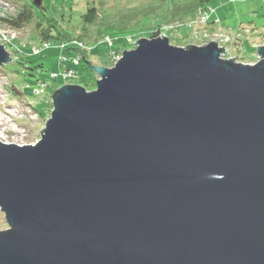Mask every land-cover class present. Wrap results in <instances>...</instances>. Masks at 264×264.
Masks as SVG:
<instances>
[{
  "label": "water",
  "instance_id": "1",
  "mask_svg": "<svg viewBox=\"0 0 264 264\" xmlns=\"http://www.w3.org/2000/svg\"><path fill=\"white\" fill-rule=\"evenodd\" d=\"M226 53L137 38L0 140V264H264V45Z\"/></svg>",
  "mask_w": 264,
  "mask_h": 264
},
{
  "label": "rangeland",
  "instance_id": "2",
  "mask_svg": "<svg viewBox=\"0 0 264 264\" xmlns=\"http://www.w3.org/2000/svg\"><path fill=\"white\" fill-rule=\"evenodd\" d=\"M8 1L15 6L14 0ZM186 2L188 0H43V4L61 20L66 30L85 41L90 51V63L105 67L112 66L109 53L111 47L97 44L102 37L100 23L107 18L115 19L120 12L131 14L134 21L138 20L135 24H132L134 21L129 22L132 32L126 35L131 37L127 40L129 43L140 37L148 38L158 29L159 35L171 38L169 42L174 45H202L199 33L207 26L197 21L198 11L189 12V9H185ZM207 3L212 15L209 21L217 18L219 22L215 25L219 30L232 35L238 32L241 35L235 44H226L230 55L225 54L223 57L237 56L236 60L244 63L258 60L256 48L264 45L260 44L264 42L261 1L209 0ZM92 4L98 8L99 17L96 23L90 24L81 19V15L87 5ZM132 9L136 11L132 12ZM21 28L22 34L14 42L18 52L10 62L0 66V140L18 145L33 144L40 138V129L45 126L53 109L50 93H47L46 87L41 90V82L56 89L60 87L57 84L63 80L61 77H52L51 73H58L65 65L74 70L78 77L64 83L77 84L80 76L83 81H87L93 75L88 63H71L69 54L63 53L66 58L61 60V49L56 43H51L50 47L42 49L39 54H31L32 46L39 47L42 43L36 36L33 23ZM40 63L42 66L37 67ZM96 77L99 78L98 73ZM7 227L4 213L0 210V230Z\"/></svg>",
  "mask_w": 264,
  "mask_h": 264
},
{
  "label": "trees",
  "instance_id": "3",
  "mask_svg": "<svg viewBox=\"0 0 264 264\" xmlns=\"http://www.w3.org/2000/svg\"><path fill=\"white\" fill-rule=\"evenodd\" d=\"M209 0H188L184 6L186 7L185 9H189L190 11L196 10L198 11L201 8H207L208 7V2ZM15 4V14L11 19L8 20L11 25L14 27H23L28 25L29 23L34 24V29L36 32V36L38 40L43 42H51V43H61V41H69L73 37L78 38V36H74L73 33L70 31L66 30L64 26L61 23V20H59L55 15L51 12V10L48 9L46 5H44V9H39L34 6L32 0H14ZM87 9L82 13L81 19H83L85 22L93 24L98 21L99 17V12L98 8H96L93 4L92 5H87ZM136 11V9H132ZM118 16H116L115 19H109L107 18L104 22L100 23V27L102 30V37L104 35H110L113 37L114 40V46H113V51L115 53L121 54L124 50H126L129 47H134V42L129 43L126 39V35L131 34L130 32V23L134 21V17L131 14H121L117 13ZM154 19V17H148V19ZM138 20H135L132 24H135ZM210 29L212 25V21H209L207 24ZM160 34V31L158 29L153 32L150 37H155ZM131 38V37H130ZM169 38V37H168ZM79 39V38H78ZM171 39V38H169ZM81 41H84L81 39ZM85 42V41H84ZM97 44H102L106 45L104 43H101L98 41ZM235 44V42H233ZM264 44V42L260 43ZM190 45V43L188 44ZM62 53L69 54L70 56L78 54L79 55V62L78 64H83L84 62H90L88 60L89 57V49L87 47H78L77 45L74 44H68L65 46L62 50ZM110 65H113L114 62L110 58ZM42 66L41 63L37 66L40 67ZM32 68L31 66H29ZM36 67V68H37ZM91 70V69H90ZM93 75L92 77H89L87 81H83L82 77L80 76V79L77 81V84L82 85L86 87L88 90H93L96 88V73L91 70ZM64 83V81H60L57 86H61ZM56 88L53 86L46 85L45 90H47V93H50L49 97H51L52 93L54 92ZM51 110V109H50ZM39 114L42 115V112L39 111Z\"/></svg>",
  "mask_w": 264,
  "mask_h": 264
},
{
  "label": "built area",
  "instance_id": "4",
  "mask_svg": "<svg viewBox=\"0 0 264 264\" xmlns=\"http://www.w3.org/2000/svg\"><path fill=\"white\" fill-rule=\"evenodd\" d=\"M234 1V0H232ZM261 4H262V10L264 12V0H260ZM15 7L14 5L8 1V0H0V44L3 45L6 49V51L9 52V54L12 56V58H14L15 54L18 52V48L16 47V45L14 44L15 40H17V38H20L21 36V27H14L13 25L10 24V22H8L9 19H11L13 17V15L15 14ZM198 22H201L203 24H206V26H208V22L210 17L212 16L209 12V8H201L198 10ZM219 20L216 18L215 20L212 21V25L213 28L210 29L209 27H206V29H204V31H202V33H199V37H201V44L203 45L204 43H207L209 41H216L217 45L220 47L224 46V49L227 50V56L230 55L229 53V48L228 46H226V44H228L229 42H235L236 40H238L239 38H241L240 33H235V35H232L228 32H223L221 30H219L217 28V25H215L216 23H218ZM198 36V35H197ZM126 39L130 40V37H126ZM98 41H100L101 43L106 44L107 46L111 47L110 49V57L112 59V61L114 63H116V60L121 56V54L119 53H115V51H113V46H114V40L113 37H111L110 35H104L103 37H101ZM68 44H74L77 45L78 47H87L86 43L84 41H81L78 38H72L69 41H61V43H58V47L62 50L65 46H67ZM51 42H43L41 46H32L31 49V54H39L40 51L42 49L48 48L50 47ZM62 53V51H61ZM70 57V61L71 63H75L78 64L79 62V55L75 54ZM61 60L65 59L66 57L63 55V53L60 55L59 57ZM230 58H233V56H230ZM236 60V59H235ZM52 77H56L59 78L61 77V79L63 81L66 80H73L76 77H78L77 74H75L74 70H70L66 65L64 66V68H62L61 71L57 72H52L51 73ZM41 86L42 89L44 90L45 83L41 82Z\"/></svg>",
  "mask_w": 264,
  "mask_h": 264
},
{
  "label": "crops",
  "instance_id": "5",
  "mask_svg": "<svg viewBox=\"0 0 264 264\" xmlns=\"http://www.w3.org/2000/svg\"><path fill=\"white\" fill-rule=\"evenodd\" d=\"M214 26V25H213ZM213 26L210 25L211 28H213Z\"/></svg>",
  "mask_w": 264,
  "mask_h": 264
},
{
  "label": "bare ground",
  "instance_id": "6",
  "mask_svg": "<svg viewBox=\"0 0 264 264\" xmlns=\"http://www.w3.org/2000/svg\"><path fill=\"white\" fill-rule=\"evenodd\" d=\"M1 136V135H0Z\"/></svg>",
  "mask_w": 264,
  "mask_h": 264
}]
</instances>
